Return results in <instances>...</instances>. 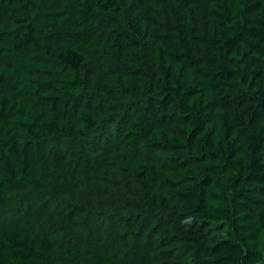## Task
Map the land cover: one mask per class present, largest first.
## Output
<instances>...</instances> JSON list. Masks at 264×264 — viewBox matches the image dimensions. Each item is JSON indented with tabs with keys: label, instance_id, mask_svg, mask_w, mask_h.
Returning <instances> with one entry per match:
<instances>
[{
	"label": "trees",
	"instance_id": "16d2710c",
	"mask_svg": "<svg viewBox=\"0 0 264 264\" xmlns=\"http://www.w3.org/2000/svg\"><path fill=\"white\" fill-rule=\"evenodd\" d=\"M88 47L141 102L90 98ZM57 138L140 176L115 213L136 234L107 254L21 220L0 226V264H264V0H0V198L47 183Z\"/></svg>",
	"mask_w": 264,
	"mask_h": 264
},
{
	"label": "rangeland",
	"instance_id": "374dc122",
	"mask_svg": "<svg viewBox=\"0 0 264 264\" xmlns=\"http://www.w3.org/2000/svg\"><path fill=\"white\" fill-rule=\"evenodd\" d=\"M101 38L113 36L105 32ZM88 54L91 65L85 71L84 78L91 92V99L98 100L103 91H106L107 101L120 107L121 113L141 102L140 96L121 99L105 87L100 66L106 64L112 67V63L99 56L91 47H88ZM49 59L58 63L54 55H50ZM110 117L112 115L107 114L100 119L105 122L107 141L116 136L118 125L113 124L115 122ZM107 124H113V129L107 128ZM81 153L80 145H73L61 138L53 139L42 155L53 169L47 183L39 189L22 188L4 194L0 198V226L26 220L41 233L59 234L56 247H66L78 242L79 232L75 230L78 228L82 232V243L97 245L107 254H117L121 243L115 242V236L120 238L121 235L117 234L121 231L128 234L130 239L137 229L132 227L130 221L122 224L115 221V213L118 210L130 213L123 197L124 194L132 195L135 190L138 191L140 176L127 162L115 160L109 164L110 157L103 151H93L87 155ZM135 156L156 162L161 159L159 154L125 153V157ZM70 179L75 184L72 189L53 186L57 181L67 182ZM155 250L152 246L150 253ZM53 264L64 263L54 261Z\"/></svg>",
	"mask_w": 264,
	"mask_h": 264
}]
</instances>
